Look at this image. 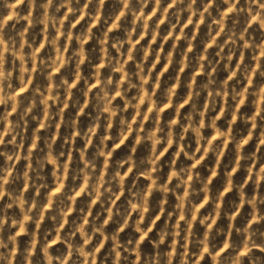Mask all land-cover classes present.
<instances>
[{
  "label": "clouds",
  "instance_id": "obj_1",
  "mask_svg": "<svg viewBox=\"0 0 264 264\" xmlns=\"http://www.w3.org/2000/svg\"><path fill=\"white\" fill-rule=\"evenodd\" d=\"M0 264H264V0H0Z\"/></svg>",
  "mask_w": 264,
  "mask_h": 264
}]
</instances>
